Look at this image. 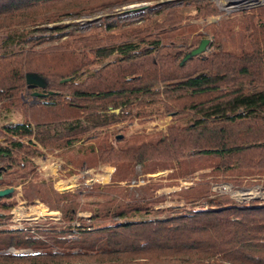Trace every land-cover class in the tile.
I'll return each mask as SVG.
<instances>
[{
    "label": "trees",
    "instance_id": "obj_1",
    "mask_svg": "<svg viewBox=\"0 0 264 264\" xmlns=\"http://www.w3.org/2000/svg\"><path fill=\"white\" fill-rule=\"evenodd\" d=\"M133 1L159 0H0V107L26 113L24 122L1 129L0 188L31 173L28 158L38 154L32 138L51 149L92 142L86 153L114 167L110 184L88 192L99 202L81 205L79 192L58 193L44 184L24 187L25 200L46 203L60 211V220L39 238L30 228H4L10 217L0 213V264H264V200L239 202L212 189L220 176L235 177L233 185L241 187L240 177L250 175L257 179L247 184L264 190V6L229 21L237 37L233 49L212 44L186 61L203 39L176 51L162 35L190 18L181 6L193 7L197 18L215 14L211 0L155 4L144 12L142 27L131 30L118 19L105 23L97 27L104 33L121 30L109 38L118 43L108 46L99 32L80 36L82 28L47 27ZM63 37L72 43H55ZM27 73L49 87L29 108L20 98ZM162 114L176 120L165 134H109L117 124ZM205 169L208 180L169 193H159L165 185L152 180L130 185L165 170H171L168 179H180ZM12 196L0 197V210L14 208ZM167 201L173 204L161 207ZM87 206L88 224L78 216ZM12 232L21 235L9 237Z\"/></svg>",
    "mask_w": 264,
    "mask_h": 264
},
{
    "label": "rangeland",
    "instance_id": "obj_2",
    "mask_svg": "<svg viewBox=\"0 0 264 264\" xmlns=\"http://www.w3.org/2000/svg\"><path fill=\"white\" fill-rule=\"evenodd\" d=\"M166 1L172 2L179 0H159L151 2L133 1L121 6H113L110 8L102 9L95 14L83 17L82 19H65L61 22L48 24L47 27L63 26L65 27L64 33H75L78 29L82 28L80 32H76V34L80 36L89 35L91 33L97 34V32H99L102 33V36L107 37V39L103 41L101 45L108 46L118 43L115 42V39L110 40L109 38L119 35L121 33V30L104 33L97 27H104L105 23L112 22L118 19L117 21L120 23V25H124L123 30L140 28L143 25L141 23H143L142 18L144 17V12L154 11L152 8L155 4ZM189 1L191 3L192 0ZM211 1L216 6L217 12L206 17L197 18V16H194L195 12L193 7L181 6L180 9L181 11H183L184 17L190 16V18H183L181 26L176 30H173L172 27L170 29H167L166 33L162 35V37L164 38V44H172L175 47L174 50L176 51L180 49L181 51H188L189 48H191V46L194 45L197 41L201 39H209L210 46L209 49H207L208 52L214 49V46L211 48L212 44L218 45L219 43L226 49H233L235 47L234 44L237 37H234L233 33L230 31V27L228 26L230 25L229 21L234 18L240 17L246 11L231 12L227 14L223 11H220L218 5L215 2L216 0ZM131 23L133 24L128 25ZM134 23L136 24L134 25ZM44 27L46 26H43L42 28ZM217 33L221 34V36ZM41 34L50 35L49 33L46 34L45 32H36L33 34V36ZM214 34H217V41L214 39ZM72 41V38L63 37L61 38V40H59V42L55 43L68 44L72 43ZM87 52H90V50H85L81 54ZM106 62L96 64L91 68L90 72L95 71ZM87 75L88 73H85L84 77H82V80H84ZM46 89H49V87ZM46 89H29L27 88V86H25L20 94L22 103H24V105L29 108L31 105L39 101V97H35L34 93H40L41 90ZM113 112L118 114L119 109H110L109 113ZM25 119V110L18 108L12 110L11 112H2L0 107V132L3 125L9 123L24 122ZM175 121L176 120H174L169 114L157 115L146 121L135 119L131 123L123 122L115 125L109 130V134H118L120 136L125 135L127 138L132 135L140 134H165L167 133L168 126L174 124ZM124 129H126V131H122ZM1 138L2 136L0 135V140ZM24 142L25 144H28V140H24ZM32 142L35 144L34 149L38 151V154H36V156L28 158L30 162L29 167L26 168V170H30L31 173L26 176L24 180L17 179L12 183L11 186H9V188L14 189L12 192L13 196L11 198V201H15L16 205L10 212L0 210V213L10 217L9 222L5 224L4 228L16 230H27V228H30V232L33 235L42 238V235L38 234V232L42 229H47L50 225L57 224L60 220L61 213L58 210H50L46 203L41 202L38 199L34 200L33 202H28L27 200H25L24 187L28 186L30 183H36L40 185V187L43 184L44 186L46 185L52 187L58 193L79 192L81 195V205H84L86 203L90 204L93 202L102 201V199L99 197L88 195V192L92 190V187L105 186L110 184L111 175L114 172V167L109 163L98 162L93 159L92 156H89L88 153H86V150L89 146H91L92 142H83L82 140L78 143H75L73 148L68 150H66V148H45L40 144L35 143L34 138H32ZM2 145L6 146L7 144L2 143ZM82 163L86 164L82 165ZM209 171V169H205L198 171L194 175L188 176L186 178L168 179L167 175L171 172V170H165L143 176L142 178H145L146 180H142L141 178L139 181H130V185H144L152 180V182L154 183H161L165 185L158 191L159 193H169L179 190L182 187H188L197 181L208 180L207 176H203L202 174L208 173ZM12 177H15V175L11 174L9 175V177L7 176L5 180L11 181ZM240 179L244 180V183L242 184L243 186L237 187L232 183L235 181V177L220 176L218 180L219 182L217 184H214L212 189L213 191L220 192L222 194H229L232 198L236 199L239 202H246L256 199L264 200V190L262 189L261 185L247 184V181H255L257 177L249 175L241 176ZM172 183H176L177 185L170 186ZM118 184L120 186H125L126 182H120ZM172 204L173 203L171 201H167L161 207L169 206ZM90 208L91 206H87L85 209H81L78 212V216L84 218L87 224L90 222L92 216ZM72 225L77 226L78 223L73 222ZM20 235L21 232H12L9 234V237H17ZM9 251L16 254L32 253V250L27 249L16 251L13 248H10Z\"/></svg>",
    "mask_w": 264,
    "mask_h": 264
},
{
    "label": "water",
    "instance_id": "obj_3",
    "mask_svg": "<svg viewBox=\"0 0 264 264\" xmlns=\"http://www.w3.org/2000/svg\"><path fill=\"white\" fill-rule=\"evenodd\" d=\"M209 46H210V40L203 39L197 48L193 49L188 55H186L184 60L186 61L190 57L198 56V55L205 53V51L209 48ZM25 82H26L27 88L29 89H36V88L46 89L47 88L46 80L36 73H27L25 75ZM34 96L41 97V96H44V94L35 92ZM13 190H14L13 188H7V189L0 190V197H4L9 194H12Z\"/></svg>",
    "mask_w": 264,
    "mask_h": 264
},
{
    "label": "built area",
    "instance_id": "obj_4",
    "mask_svg": "<svg viewBox=\"0 0 264 264\" xmlns=\"http://www.w3.org/2000/svg\"><path fill=\"white\" fill-rule=\"evenodd\" d=\"M220 11L227 14L231 12L249 11L264 6V0H216Z\"/></svg>",
    "mask_w": 264,
    "mask_h": 264
},
{
    "label": "flooded vegetation",
    "instance_id": "obj_5",
    "mask_svg": "<svg viewBox=\"0 0 264 264\" xmlns=\"http://www.w3.org/2000/svg\"><path fill=\"white\" fill-rule=\"evenodd\" d=\"M41 94H46V90H41Z\"/></svg>",
    "mask_w": 264,
    "mask_h": 264
}]
</instances>
